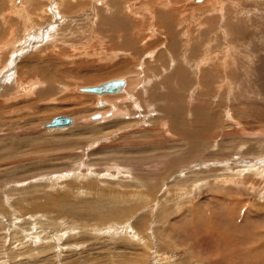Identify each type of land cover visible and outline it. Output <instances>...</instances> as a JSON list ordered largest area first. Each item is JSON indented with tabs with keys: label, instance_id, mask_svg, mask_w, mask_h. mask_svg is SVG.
I'll use <instances>...</instances> for the list:
<instances>
[{
	"label": "rangeland",
	"instance_id": "obj_1",
	"mask_svg": "<svg viewBox=\"0 0 264 264\" xmlns=\"http://www.w3.org/2000/svg\"><path fill=\"white\" fill-rule=\"evenodd\" d=\"M165 1L0 0V264H264V0Z\"/></svg>",
	"mask_w": 264,
	"mask_h": 264
},
{
	"label": "bare ground",
	"instance_id": "obj_2",
	"mask_svg": "<svg viewBox=\"0 0 264 264\" xmlns=\"http://www.w3.org/2000/svg\"><path fill=\"white\" fill-rule=\"evenodd\" d=\"M27 1V0H26ZM214 0H201V1H196V0H188V3H187V6H200V5H203L204 3H210V4H213L214 2H213ZM162 2V1H161ZM211 2H213V3H211ZM12 3V2H11ZM216 3H217V1H216ZM159 4V3H158ZM171 4V2H170V0H166L165 1V3H164V6L166 7V9H168V8H171L172 6V4ZM174 4V3H173ZM215 5V4H214ZM31 6V5H30ZM38 6V5H37ZM147 6V5H146ZM146 6H145V8H146ZM174 6V5H173ZM110 7V6H109ZM143 7V6H142ZM164 7V8H165ZM161 8V7H160ZM140 9H144V8H140ZM21 10V9H20ZM37 10V9H36ZM107 10H108V8H107ZM148 9H146V11H147ZM18 11V10H17ZM16 11V12H17ZM179 11V10H178ZM161 12V11H160ZM37 13V12H36ZM150 13V12H149ZM58 15H60V13L58 12L57 13ZM171 14V13H170ZM176 14V13H175ZM56 15V14H55ZM65 15V14H64ZM168 15V14H167ZM157 16V15H156ZM26 17V16H25ZM69 20V19H68ZM23 21V20H22ZM32 22V21H31ZM26 23H27V20H26ZM223 23V22H222ZM36 27V26H35ZM20 29V28H19ZM28 36H30V34L28 35ZM31 37V36H30ZM29 38V37H28ZM45 40H48V39H45ZM30 44H32V43H30ZM29 45V44H28ZM16 46V45H15ZM152 54V53H151ZM150 55V54H149ZM206 60V59H205ZM205 62V61H204ZM205 63H207L208 64V60L205 62ZM28 66V65H27ZM13 71V70H12ZM138 73H140V72H138ZM203 73V72H202ZM10 75V74H9ZM14 76H15V74H14ZM134 78V77H133ZM204 78H206V77H204ZM119 80H125V83H124V85L121 87V89L119 90V91H117V92H115V93H102V94H97V93H90V92H85V91H83L82 90V87L83 86H79V87H75V88H73L72 89V91H74V92H77V93H82V94H92V95H96L97 97L99 96V98H103V100H105L106 101V97H108V96H115V95H122V94H124L125 93V91H127L128 89H127V87H128V81H127V79L124 77H122V78H118ZM149 80H147L146 82H148V85L150 84V81H151V78H148ZM14 80V79H13ZM137 80V79H136ZM146 80V79H145ZM12 81V80H11ZM17 81V80H16ZM28 81V80H27ZM18 85H16L15 83V85L18 87V86H21V84H20V81H18V82H16ZM34 83V82H33ZM23 84V83H22ZM37 84H38V82H36V83H34V84H31V87H27L26 88V92H28L30 89L32 90L31 91V93L33 94L34 92H35V90H36V87H37ZM139 85H140V83H139ZM15 87V86H14ZM16 87V88H17ZM86 87V86H85ZM139 87V86H138ZM20 88V87H19ZM8 89V88H7ZM18 89V88H17ZM9 90V89H8ZM8 90H6V94H7V91ZM15 90V89H14ZM5 91V90H4ZM17 91V90H16ZM15 91V92H16ZM107 94V95H106ZM108 94H110V95H108ZM4 95H5V93H4ZM104 102V101H103ZM103 102L101 101V104H103ZM107 105V104H106ZM140 105V104H139ZM109 106V105H108ZM150 106V105H149ZM107 107V106H106ZM109 110V109H108ZM111 110V109H110ZM148 110H150V109H148ZM111 112V111H110ZM100 115L101 114H99V116L98 117H100ZM104 115V114H103ZM103 115L101 116V118L100 119H102L103 118ZM201 114H199V116H200ZM106 116V115H105ZM203 117H205V116H203ZM200 119V118H199ZM203 122V121H202ZM206 122V121H205ZM204 124H206V123H204ZM212 124V123H211ZM74 125V120H73V123L70 125V126H68V127H61V128H52V127H47V126H45V129H47V130H62V129H66V128H69V127H71V126H73ZM211 126V125H210ZM208 127V126H207ZM196 129V128H195ZM202 129V127H200L199 129H197L196 131H195V134L196 133H198V131L199 130H201ZM205 129H207V128H205ZM204 129V130H205ZM207 131V130H206ZM193 132H194V130H193ZM209 132V131H208ZM199 134V133H198ZM202 134V133H201ZM209 134V133H208ZM203 137V136H202ZM198 139V138H197ZM186 140V139H185ZM193 141V140H192ZM201 141H203V140H201ZM200 141V142H201ZM190 143V142H189ZM192 146V145H191ZM233 181V180H232ZM230 182V181H229ZM238 184V183H237ZM263 207V206H262ZM264 208V207H263ZM257 212V211H256ZM253 213H255V212H253ZM263 213V212H262ZM264 214V213H263ZM262 214V215H263ZM133 230V229H132ZM132 235V234H131ZM132 237V236H131Z\"/></svg>",
	"mask_w": 264,
	"mask_h": 264
},
{
	"label": "water",
	"instance_id": "obj_3",
	"mask_svg": "<svg viewBox=\"0 0 264 264\" xmlns=\"http://www.w3.org/2000/svg\"><path fill=\"white\" fill-rule=\"evenodd\" d=\"M196 1H201V0H196ZM124 83H125V80L114 79V80L104 82L100 85L82 87V90L85 92L97 93V94L115 93L121 89ZM94 116L98 117L96 115ZM72 123H73V119L70 116L60 115V116L53 118L51 121H49L46 124V126L52 127V128L54 127L61 128V127H68Z\"/></svg>",
	"mask_w": 264,
	"mask_h": 264
}]
</instances>
